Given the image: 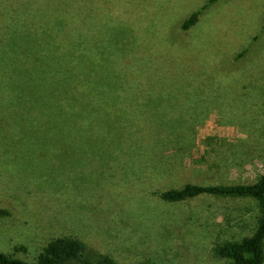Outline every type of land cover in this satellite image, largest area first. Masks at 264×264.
<instances>
[{
	"label": "rangeland",
	"instance_id": "374dc122",
	"mask_svg": "<svg viewBox=\"0 0 264 264\" xmlns=\"http://www.w3.org/2000/svg\"><path fill=\"white\" fill-rule=\"evenodd\" d=\"M208 1L88 0V66L102 78L105 64L119 81L102 80L108 100L94 101L117 115L119 134L83 152L62 149L75 136L46 148L53 134L28 102L27 70L0 47L1 254L32 264L50 241L69 238L115 264H229L212 248L253 234L255 200L159 197L264 174V0ZM24 8L0 0L6 42L9 17Z\"/></svg>",
	"mask_w": 264,
	"mask_h": 264
},
{
	"label": "trees",
	"instance_id": "16d2710c",
	"mask_svg": "<svg viewBox=\"0 0 264 264\" xmlns=\"http://www.w3.org/2000/svg\"><path fill=\"white\" fill-rule=\"evenodd\" d=\"M87 2L88 0H25L26 8L14 11L9 17L12 22L9 42L5 41L7 31L4 33L0 30V47L5 49L13 63L24 66L27 70L25 85L28 89L29 104L44 109V116L49 125L48 131L53 134L49 146L46 141V148L50 150H59L58 140L75 136L73 139L75 144L67 147L65 146L67 142L63 143L62 149L75 153L83 152L93 138L106 136L107 132L109 134L111 132L113 136L119 134L118 126L113 128L111 126V121L117 118V115L102 109L104 105L94 101L95 97L107 95V92L100 88L104 87L105 82L102 80H107L106 86L111 88H116L114 86L119 81L106 76L105 64L97 62L98 67L103 69L102 78L94 76L88 66L91 30L90 7ZM212 2L214 0H209L207 4ZM201 9L193 12L184 21L181 26L183 30H187L196 22ZM111 99L115 98L112 96ZM106 100L107 96L102 100V104ZM202 196L251 198L256 201L259 216L253 234L240 241L216 243L212 248V255L216 259L226 260L229 264H262L264 174L252 184L188 183L159 194V197L168 203ZM0 264L28 263L0 253ZM32 264L115 263L108 257L98 256L89 251L87 253L85 246L77 240L63 238L50 241Z\"/></svg>",
	"mask_w": 264,
	"mask_h": 264
}]
</instances>
